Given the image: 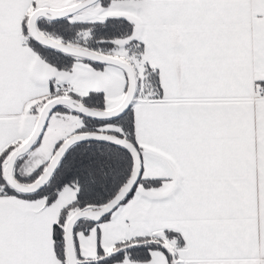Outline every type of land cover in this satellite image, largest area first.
<instances>
[{"label":"snow or ice","instance_id":"obj_1","mask_svg":"<svg viewBox=\"0 0 264 264\" xmlns=\"http://www.w3.org/2000/svg\"><path fill=\"white\" fill-rule=\"evenodd\" d=\"M0 264H264V0H0Z\"/></svg>","mask_w":264,"mask_h":264}]
</instances>
